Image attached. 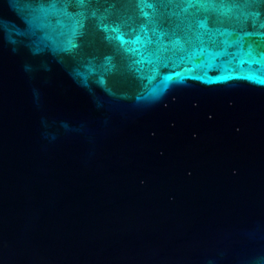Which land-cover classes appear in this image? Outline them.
I'll return each mask as SVG.
<instances>
[{
	"label": "water",
	"instance_id": "95a60500",
	"mask_svg": "<svg viewBox=\"0 0 264 264\" xmlns=\"http://www.w3.org/2000/svg\"><path fill=\"white\" fill-rule=\"evenodd\" d=\"M0 264H264V3L0 0Z\"/></svg>",
	"mask_w": 264,
	"mask_h": 264
},
{
	"label": "snow or ice",
	"instance_id": "6c2138e0",
	"mask_svg": "<svg viewBox=\"0 0 264 264\" xmlns=\"http://www.w3.org/2000/svg\"><path fill=\"white\" fill-rule=\"evenodd\" d=\"M82 2H83V0H81V3H82ZM193 2H195V3H200L201 0H189V6H191ZM245 2L247 3V0H245ZM260 2L264 3V0H260ZM201 6H205V5H204V4H201ZM211 6L215 7L216 5H215V4H211ZM221 7L226 8L228 11H230L232 5L221 4ZM254 15L259 16V13H255ZM200 27H204V24L201 23V24H200Z\"/></svg>",
	"mask_w": 264,
	"mask_h": 264
}]
</instances>
